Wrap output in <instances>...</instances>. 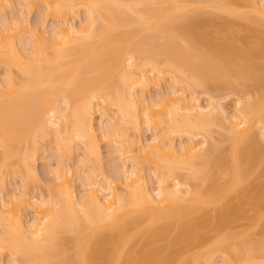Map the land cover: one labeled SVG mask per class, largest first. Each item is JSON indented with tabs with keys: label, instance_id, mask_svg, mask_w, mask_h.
I'll list each match as a JSON object with an SVG mask.
<instances>
[{
	"label": "bare ground",
	"instance_id": "obj_1",
	"mask_svg": "<svg viewBox=\"0 0 264 264\" xmlns=\"http://www.w3.org/2000/svg\"><path fill=\"white\" fill-rule=\"evenodd\" d=\"M1 1L41 2L56 23L9 18ZM5 1L0 192L12 167L24 185L14 204L33 218L1 193L0 264H264V0ZM166 75L171 88L150 96ZM241 79L260 94L232 114L194 90ZM142 114L157 131L146 144ZM102 140L124 178L106 175ZM40 142L57 167L30 194ZM79 145L90 176L78 197Z\"/></svg>",
	"mask_w": 264,
	"mask_h": 264
},
{
	"label": "rangeland",
	"instance_id": "obj_2",
	"mask_svg": "<svg viewBox=\"0 0 264 264\" xmlns=\"http://www.w3.org/2000/svg\"><path fill=\"white\" fill-rule=\"evenodd\" d=\"M17 1H22V0H14V1H12V4H14V2L16 3ZM2 2L3 1H1V5H2ZM6 2L7 1L3 2V6L6 7V10H7L8 13L10 12V10L7 9V8L14 9L13 10V13L11 15L7 13L8 16H9V18L10 17L11 18L12 17L13 18H16L17 15H18V12H20L21 10H23V11H25V13L29 14L28 15V18H29L28 19V22H29V24L32 27H34V26L37 27L36 24H41L43 21H44L45 27H47V28L52 27V24H55L56 23V22H54L55 20H53V18H50V16H46L47 14L45 15L46 17L43 15L45 13L44 10H46L44 8L46 5L45 6L44 5H41V2L38 5L37 4H33V5L31 4V7L30 6L28 7V5H30V3L28 4L29 1L28 2L27 1L26 2H23V5L22 6H25V8H22V6H20V4H15L13 6V5H11L10 2H7V3ZM44 4H46V3H44ZM29 8H31V10H28ZM2 9L3 8L1 7L0 8V11ZM81 10H82V8H81ZM3 11L0 12V15L1 14L3 15V13H2ZM5 11H4V13H5ZM42 12H44V13L42 14ZM212 12H214V14L215 13L216 14L218 13L215 10H213ZM42 15L44 16V19L45 20L43 19V16ZM85 17H86L85 11L82 10L81 13H80V18L84 21L85 20ZM2 18H3V16H2ZM41 19H42V21H41ZM76 21H77V24H79V20L77 19ZM0 24H2V23H0ZM14 70L16 71V69H14ZM3 71H4V69L2 67H0V76H3L2 74H4V72H6V71H4V72ZM169 76L170 75H166L165 76L166 77L165 78V81H163V83H162L163 85L160 88L162 91H160L159 89H152L150 96L152 95L153 97H156L158 95V93L161 94L162 92H165L166 90H168V88H171V86H172L171 85V82H170L171 79H169L171 76L170 77ZM253 87H255V86H253V83L251 81L244 80V79L242 80L241 79L238 82L235 81L233 87H230L229 86V87H225V88L220 89V90L219 89H216L214 87H210V88H195L194 90H195L196 95L199 97L201 103L204 106H206V105L209 104L208 101H209L210 98H213V100H214V102H215V104L217 106L218 105H219V107L221 106L229 114H232V113H234V110H235V107H236L235 106L236 105V101L242 100V99L244 101H245V99L246 100L247 99H250V98L252 99V98H254V97H256V96H258L260 94L259 90H256L257 88L255 87L256 89H254ZM157 90H159V92ZM189 92H191L190 89H189ZM187 93H188V91H187ZM148 96H149V94H148ZM149 97H146V98H149ZM140 117H141L140 118L141 119V127H142V130H143L142 131L143 132L142 137H143V140H144V142L146 144L147 142H149L151 139L154 138V134H156L157 131L155 132V130L153 131V130H150L148 128V126L145 124V118H144V115L143 114ZM98 120H99V116H96L95 121H94L95 124H98ZM214 130L215 131L213 133V137H214V141L217 142V141L220 140V136L218 134V129L217 128H214ZM98 137L99 138L101 137L100 139L103 138L102 136H100V133H98ZM39 138H40V136H39ZM55 138L56 137L53 135L52 136L53 143H54V139ZM200 139H201V137L197 138V140H200ZM38 141H41V139H39ZM174 141H175V145H177L176 147L179 148L180 145L182 146V143L185 144V143L188 142V136H184L183 138L176 137ZM76 143H78V142H76ZM39 144L41 145V146L39 145L40 146L39 148H41V149L43 148L42 150H39L38 151V161H37V167H38V172H39L40 177H41L40 178L41 181L39 180V182L36 181L37 183H34L33 182V184L32 183L30 184V187H29V189H31L30 190L31 191L30 194H33L32 193V191H33L32 189H33V186H36V185H37V188H38V186H40L41 189L43 188V191L47 190L50 185H51L50 187H52L53 184H50L49 185V179L51 180V178H50V172L53 171V170H55L56 167H57V161L53 157V155L51 154L52 152L51 153H50V151L49 152H46V149L44 151V144L42 142H40ZM51 145L54 146L55 144L54 145L51 144ZM110 145L113 146L112 144H110ZM110 145L107 142V140L100 141L101 152H102L103 159H104V171H105L106 175L108 176V178L111 181H115V179L118 178L119 174H120L121 177L126 176V175H124L125 173L124 174L122 173V172H124V171H122L123 170L122 169V167H123L122 165L123 164H121L122 162H121V160L117 156V153H116V150H115L116 148H114V146L113 147H110ZM83 152L84 151H83V149H81L80 145H79V147L77 146L76 147V150H75V156H73V158H71L69 160V162H68V164H70L73 167V169H76L78 171V175L76 176V179H75L76 182L74 184L75 185L76 192L78 194V197L80 195H82V193H84V188L81 185L82 184L81 182H83L84 180L82 181L81 179L82 178H87V177L90 176V173L88 172V170L86 168H84V166L82 164V159L81 158H83ZM66 164H67V161H66ZM68 164H67V166H68ZM70 165L68 167L71 168ZM81 167H83L86 171H84V169L81 168ZM148 168H149L148 166H145V168H144V169H146L145 170L146 171V176H148L149 174L151 175V173H152L151 172L152 170H149ZM7 170L9 171V175L7 176L8 177L7 178L8 179V181H7L8 183L6 182L7 185H6L5 189L3 190V192H0V195H1V193L5 194L6 195L5 200H7L8 202H9V200H11L12 201L11 202L12 204L10 202L8 204H9V206H11L13 208L12 205L14 204V202H17V199L21 203V200H20L21 197H20L19 194H21V191H22L21 188H23L24 185H23V182L21 181V179L18 176H16L15 174H13L12 167L10 169H7ZM169 185H171V183H169ZM17 186L20 189V191L19 190L16 191L17 190V188H16ZM0 190H1V188H0ZM38 190H40V189L38 188ZM47 191H45V192H47ZM18 195H19V198L20 199L18 198ZM12 196H14V197L16 196L17 199L16 198L13 199ZM14 200H16V201H14ZM20 203H15L14 204L15 206L16 205L17 206H20V207H17V209H19V210L21 208H23L22 205H21L22 203L21 204ZM9 206H7V207H9ZM11 207H10V209H12ZM22 210L23 209H21V212H19V213L20 214L22 213L23 216H25L24 217V221L26 223V221H28V220L31 219L29 217V216H31V215H29L31 212L29 213V211L27 209H25V211L23 210L24 212H22ZM31 217L33 218V216H31ZM61 243L64 245V246L63 245L62 246L64 248H66V249H68V248L71 247L70 243L68 244V242H67V238L64 237V236H63V239H62V242ZM70 253H71V251H70ZM72 253H73V251H72ZM2 256H3L2 258H4V260H5V262L9 259L8 258V253H4ZM217 264H222V259L219 258L217 260Z\"/></svg>",
	"mask_w": 264,
	"mask_h": 264
}]
</instances>
